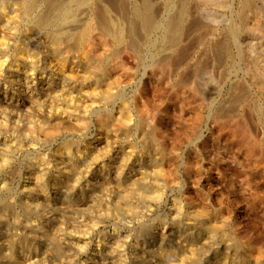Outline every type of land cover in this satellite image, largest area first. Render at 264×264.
<instances>
[{
  "label": "bare ground",
  "instance_id": "bare-ground-1",
  "mask_svg": "<svg viewBox=\"0 0 264 264\" xmlns=\"http://www.w3.org/2000/svg\"><path fill=\"white\" fill-rule=\"evenodd\" d=\"M16 38L23 39L14 45L12 60L7 54ZM142 69L136 101L124 99L121 86ZM138 96L147 105L167 98L177 115L189 108L202 120L207 113L210 136L230 152L232 192L264 195V0H0V193L8 194L0 204V264L36 263L49 237L88 238L86 228L69 234L57 224L71 213L69 200L93 187L118 189L114 195L121 197L129 191L152 202L162 199L167 145L150 111H135ZM91 128L97 131L92 141L67 138L85 139ZM130 135L133 144L120 146ZM19 154L25 165L18 167L17 203L9 198ZM187 165L191 169V159ZM126 205L139 212V204ZM205 208L200 211L209 214ZM171 209L176 231H187L178 249L154 251L158 264H194L198 254L213 249L218 235L225 251L216 248L213 264H264V235L262 241L248 238L238 228L229 234L221 220L203 226L197 210L185 213L176 201ZM19 210L21 230L11 232ZM73 223L82 229L85 219ZM158 223V230L146 229L151 240L134 238L135 249L145 251L156 238L164 244L168 227ZM112 247L109 252L120 250Z\"/></svg>",
  "mask_w": 264,
  "mask_h": 264
},
{
  "label": "rangeland",
  "instance_id": "rangeland-1",
  "mask_svg": "<svg viewBox=\"0 0 264 264\" xmlns=\"http://www.w3.org/2000/svg\"><path fill=\"white\" fill-rule=\"evenodd\" d=\"M22 39L23 38L21 39L16 38V40L13 41L11 40V42L14 43L16 42L12 46L13 50L11 48L10 53L7 54L10 55V58L12 60H14L13 58L15 57L16 54L14 45L22 42ZM98 49L101 50L102 48L99 46ZM8 67H6L2 76L5 79L7 78L8 74H10V71L8 72L9 70ZM143 72L144 69L140 70L137 75H135L133 78L128 79L129 82L131 81L130 83L127 81L126 85L121 86L123 87L124 90L123 91L124 99L129 101H133L135 99L133 95L135 94L136 90L138 89L139 86H141L143 82V77H144ZM120 73L121 71H119V73L114 72V76L119 77ZM138 98H137V102H140L138 105L139 108L137 107L135 111L137 112L140 110L141 111L140 113L143 112L144 114H146L144 111H150L149 116L154 117L156 125L159 126L157 129V135H159V139L161 138L160 140L163 142V144L167 145V147H165L166 156L163 162L164 166L162 165L163 166L162 169H164L163 177L165 176L164 181H166L165 186L162 187L161 189L163 192L162 199H160L159 201L152 202L151 201L152 199L149 200L147 199V197L145 198L144 196H142V198L144 199L139 198V195L140 196L142 195L140 194V192L139 194L137 193V195L135 194L138 197L137 198L134 197L133 196L134 194L133 193L131 194L129 191L128 193L130 194L123 192V194L121 193L122 197L120 195L119 197L114 195L118 192L117 191L118 189H116V192L113 191L112 189L114 193H112L111 191L108 192L110 189H106V191L108 190L107 193L104 191L102 185L93 187L94 190L92 188V190L86 193L84 196H82L81 194L74 195V197L71 200H69V204H68L71 213L67 217H60L63 220H61V223L60 224L58 223L57 225L60 228H62L63 231L69 234L73 232H74L73 234H75L77 231L78 232L84 231V229L86 228L85 230L88 229L87 233L91 231L90 234L88 235V238L79 239L81 241H79L78 239H76L75 241L74 239L75 242L69 240L68 238H66L65 240H58L59 239L58 238L55 239L56 241L55 242L52 239V237L51 239L49 237L48 239H46L45 241L46 243L43 242L42 245L40 246L41 248L43 247V249H47L46 253L38 254L37 257L34 258L36 262L34 264H105V262H107V264L108 263L109 264H122V263L123 264H158L156 254H158V252H160L162 248L169 249L170 247L171 248L176 247L175 249H178L176 242L180 241L182 239L181 236L185 235L186 233V232L184 233V231H187L186 229H182L181 230L182 235H180V233L176 231L177 224L179 223H177L176 220L174 221L173 215L175 214L172 211L173 209H171L173 208V203L175 201L178 202L183 207L185 213H188L189 209L197 210L198 211L197 214L201 219V225L203 226L208 222L209 219L211 221L221 220L227 223V227H228L227 231L229 234H231L234 231V229L238 228V230L243 235L245 234V236L248 238L257 237L256 238L257 240H261L263 238L264 195H262L261 193V196L248 195V194H240L239 196H237L234 194V192H232L233 186L230 181L231 178L230 174L232 173L230 170L231 158L226 156L227 154H230V152L226 148L220 146L219 142L217 141V138H215L214 136L213 137L210 136V128L212 126V122L208 120L207 118L208 114L205 113L203 119L200 120L199 118H201V116H199L197 113H194L195 111L193 109L188 108V110L187 109L185 110V112L188 113H185V112H181L179 108L177 115L175 114V112L173 113L175 107L172 106L171 101L167 98L160 99L159 105L157 101L153 102L152 100L151 102H148L147 105V103L144 102L145 97L140 98L138 96ZM17 99H20V97ZM153 103H157L156 104L158 106L157 110L153 111L152 109ZM150 107L151 110L149 109ZM24 113H26V111H24ZM148 113L149 112H147V114ZM180 113H182L183 115ZM195 123L197 124V126ZM94 129L95 128L90 129V131L86 134L88 137H86L85 139L84 136L82 138V136H79L78 134L74 136L69 135L67 138L68 139L73 138L72 140L76 141L79 144L87 143L86 141H90V140L92 141L93 138L97 136V131L96 129L95 130ZM190 129L192 130L190 131ZM195 132L198 133L196 134ZM186 133L187 135H190L192 137L190 138V136H187ZM134 137H135L134 135L133 136L130 135V137L125 141L124 140L120 141L119 143L120 146H124L126 149L129 148L130 146L129 144H133L132 142ZM192 142L195 144H193ZM198 150L203 153H200ZM17 156L15 157L16 166L14 167V170H16L15 174L17 176V179L14 183L16 184L15 185L16 189L15 192L13 193V196L10 197L9 199L12 198V200L14 199L16 200L17 203H19L21 199L19 197L21 196L19 191L20 190L19 181L21 180L20 179L21 176H19V170L21 169V167L25 165V161L22 155L19 154ZM206 156H208V158ZM216 156L217 157L219 156L221 158L225 156L227 160L225 162L221 161L223 160L222 158L220 160L222 162L221 163L218 160V158H216ZM188 158L191 159L192 161L191 169H188L187 167L188 166L187 162L189 161ZM218 167H220L221 169L220 171ZM219 172H224L227 175L229 174L227 177L229 178V180L224 179ZM151 190L153 189L150 188L149 192H151ZM130 195L132 196L130 197ZM110 196L113 199L114 198L115 199L113 200ZM7 197L8 194L1 195L0 193V199H1L0 204L3 202V200L5 202ZM131 198L133 200H131ZM118 200H119V205H122L123 209H121L122 207L118 205ZM134 200L136 202H132ZM148 202L150 204H148ZM131 203L140 205V208L138 209L139 210L138 213H135L137 210L134 211L129 210L126 204H131ZM106 205L110 207L107 208ZM113 205L116 206L114 207ZM57 206L58 207L61 206L60 201L57 202ZM119 207L121 208L119 209ZM203 208L205 209L208 208V210H210L209 214H205V212H201ZM17 217H18L17 221L13 220L12 222L9 223L10 225L9 228L11 232H17L18 230H21L20 228L22 227V224L20 223V221L23 218V212H21V210H19ZM75 219L78 221L85 219L84 226L83 227L80 226L82 229H79L78 225L73 223ZM160 221L165 222L166 223L165 226L168 227L167 237L165 238V240H163L164 243L162 244L163 246L160 244V240L156 238L155 240H153V242L151 241L152 242L151 244H148L145 250L147 251V253L143 250V248L135 249L136 239L134 238L139 239V237L141 238L144 237V239L146 240H151L150 239L151 234L149 235V231L146 229L150 228L149 230L151 231V229L155 228L156 230H158L161 224V223L159 224L158 222ZM75 229L77 230L76 232L74 231ZM249 229H252V231H250ZM154 232L157 233L158 231H154ZM116 238L119 239L118 242L119 244L117 245L114 244L115 240H117ZM216 239H217V243L213 247V249H210L209 247V250L207 252L203 251L202 253L198 254V257H196V259L194 260L195 262L194 264H213L214 258L216 256L214 252H217V249L218 252L220 250L225 251V246L222 243L224 242V240L219 235ZM110 241L111 243L113 242V244H111ZM200 241H202L201 238L197 239L196 243L199 244ZM47 243L49 244L52 243L50 244L51 247L50 245L47 247L48 245ZM57 243L59 245H56ZM111 245L112 246L114 245V249L120 247V250L118 251L117 249L116 252H114V250L110 251L113 254L111 255V253L109 252V250L113 248ZM55 246L57 249L55 248ZM82 246L83 248L84 246H86L85 249H82ZM49 247L51 248V250H49L48 253ZM80 248L82 249V251L79 250ZM97 248L100 249L99 252ZM156 250H158V252ZM154 251H156L157 253ZM50 255H52L54 259ZM21 259H22L21 261H24L23 258ZM167 261H168L167 264H169V262L171 264V261L173 260L171 259V261L169 260ZM167 261L165 260L163 261V263L165 262L164 264H166Z\"/></svg>",
  "mask_w": 264,
  "mask_h": 264
}]
</instances>
